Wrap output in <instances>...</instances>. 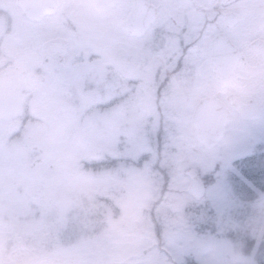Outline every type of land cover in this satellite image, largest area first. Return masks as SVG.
<instances>
[{"label": "rangeland", "instance_id": "obj_1", "mask_svg": "<svg viewBox=\"0 0 264 264\" xmlns=\"http://www.w3.org/2000/svg\"><path fill=\"white\" fill-rule=\"evenodd\" d=\"M1 1L0 264H177L189 253L203 264L256 262L264 188L241 164L264 150V68L241 70L242 109L206 149L191 119L197 100L218 88L207 59L170 76L175 49L120 48L121 33L106 28L118 8L107 0H65L78 30L61 16L35 30L17 0ZM36 63L46 79L23 84ZM162 162L172 172L163 197L154 166ZM218 165V180L194 198L188 171ZM244 184L258 193L245 218ZM247 227L257 236L249 256L231 237Z\"/></svg>", "mask_w": 264, "mask_h": 264}, {"label": "flooded vegetation", "instance_id": "obj_2", "mask_svg": "<svg viewBox=\"0 0 264 264\" xmlns=\"http://www.w3.org/2000/svg\"><path fill=\"white\" fill-rule=\"evenodd\" d=\"M36 0H22V13L27 18L30 28L43 26L48 18L59 17L60 22L68 27L79 29V23L70 12L63 11L65 0H43L41 10L34 11ZM109 6L118 8V13H112V20L106 23L107 31L120 32L119 47L122 49L137 48L142 51L153 49H175L177 60L171 63L176 67L168 70L170 76L181 73L184 68L195 73L196 59H207L210 71L207 76L217 82L218 88L201 96L219 97L227 104H233L232 118L240 113L242 101L235 90L241 70H250L248 64L256 67L260 59L264 60V22L261 17L264 10V0H107ZM114 1V2H112ZM20 7V4H18ZM90 16L96 14V3L91 4ZM0 0V10H7ZM51 10H53L51 12ZM72 12V11H71ZM63 14L65 16H63ZM33 16H36L35 18ZM117 16V17H116ZM39 18V19H38ZM114 22L113 24H110ZM257 25H256V24ZM258 27V28H255ZM255 32L257 35H255ZM257 40H260L258 44ZM108 39L107 43H110ZM220 49L221 72H233L236 55H240L238 67L228 86L218 83L219 73H216L214 50ZM245 49H248L246 51ZM126 64V61H123ZM172 65V64H171ZM258 68V69H259ZM40 64L36 63L31 70H26L27 80L23 83L31 85L32 80L44 81L41 73L36 74ZM24 71V70H23ZM41 77V78H40ZM38 82V81H35ZM196 103V105H197ZM195 105V107H196ZM250 110V105H249ZM247 111V109H245Z\"/></svg>", "mask_w": 264, "mask_h": 264}, {"label": "trees", "instance_id": "obj_3", "mask_svg": "<svg viewBox=\"0 0 264 264\" xmlns=\"http://www.w3.org/2000/svg\"><path fill=\"white\" fill-rule=\"evenodd\" d=\"M162 132V131H161ZM160 139V146L164 139L161 137ZM261 148L264 149V145L261 146ZM243 163L241 164V168L245 176L260 185L262 188H264V150H260V153L257 154H248L243 157ZM155 167L158 168V170H161L162 172V184H161V191H162V197L170 189V180L172 178V172L171 167L165 163H156L154 164ZM220 172V166L218 165L215 169H212L209 173L204 174V178L206 179L207 184H214L218 180V176ZM164 178V182H163ZM242 183V182H241ZM241 192L243 194V198L248 201V204L244 207L245 213H243L242 217H246V214L251 211L252 204H250V201H255L258 197V193L253 191L251 188H249L248 185L242 186ZM203 206L201 204L196 206H190L188 207V212H200L202 210ZM153 219L156 223V226L158 230H160V219L155 217L153 215ZM209 224V223H208ZM231 237L235 240V246L239 247V249L245 254V255H251L254 247L257 242V236L255 235V231L251 230L249 227L240 229L235 234H232ZM238 238V239H235ZM71 242L73 241V237L70 239ZM13 252H15V249L11 247L8 250V256H12ZM177 264H203L201 261H199L193 253H189L185 255V259L182 263L178 262ZM247 264H264V231L261 235V244L260 249L258 251L256 262L253 263H247Z\"/></svg>", "mask_w": 264, "mask_h": 264}, {"label": "water", "instance_id": "obj_4", "mask_svg": "<svg viewBox=\"0 0 264 264\" xmlns=\"http://www.w3.org/2000/svg\"><path fill=\"white\" fill-rule=\"evenodd\" d=\"M219 53L220 50L215 49L213 54L214 61L220 76L219 81L226 86L233 78L234 71L238 65V57H235L233 72H221L218 70L220 66ZM229 121L230 109L219 98L205 97L201 99L192 118L196 139L206 148L216 146L226 135ZM190 174L192 177L190 192L196 197L201 196L205 189L204 181L199 177L196 171H190Z\"/></svg>", "mask_w": 264, "mask_h": 264}]
</instances>
